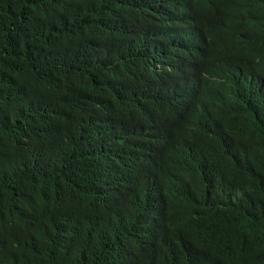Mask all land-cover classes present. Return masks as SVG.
<instances>
[{"label":"trees","instance_id":"1","mask_svg":"<svg viewBox=\"0 0 264 264\" xmlns=\"http://www.w3.org/2000/svg\"><path fill=\"white\" fill-rule=\"evenodd\" d=\"M0 264H264V0H0Z\"/></svg>","mask_w":264,"mask_h":264}]
</instances>
